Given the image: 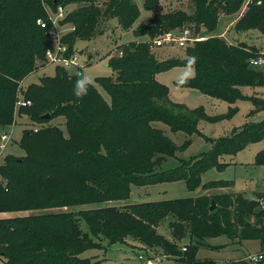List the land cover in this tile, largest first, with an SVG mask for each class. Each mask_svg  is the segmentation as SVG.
<instances>
[{"label": "trees", "instance_id": "obj_1", "mask_svg": "<svg viewBox=\"0 0 264 264\" xmlns=\"http://www.w3.org/2000/svg\"><path fill=\"white\" fill-rule=\"evenodd\" d=\"M53 10L67 9L61 24L71 25L63 37L69 52L77 40L88 41L98 34L100 22L116 19L129 30L139 16L133 0H46ZM190 11L153 14L150 27L140 24L135 37H155L186 23L212 33L219 16L238 15L236 33L251 30L264 34V0H189ZM158 0H144L145 11H154ZM244 8V10H243ZM243 10V12H242ZM241 13V15H240ZM46 20L40 0H0V130L11 125L17 101L18 83L43 63L51 47L45 31L36 21ZM202 41L185 48V57L158 60L149 43L128 42L119 46L122 55L111 56L107 66L115 77L96 78L83 98L73 94L77 73L55 68L53 77H41L27 84L24 100L30 105L18 109L17 117L37 125V132L24 130L19 141L22 157L7 155L0 166V214L39 212L0 219V264H94L97 257L81 258L98 249V241L109 245L130 238L145 248L159 249L178 264H212L196 258L205 240L226 236L233 241H258L264 248V193L252 198L241 193L209 197L163 200L80 210L77 214L45 210L127 200L132 186L145 187L183 181L187 190L228 188L232 182L211 181L201 186V176L210 169L222 171L224 156H234L248 145L264 140V119L246 123L231 134L212 141L204 155L167 171L161 166L184 151L190 137L198 134L200 121L216 123L237 113L235 103L253 105L249 115L264 110V99L240 94L242 87H264V68L252 60L264 53L242 42L229 44L220 36H201ZM189 56L197 57L196 76L182 87L226 102V114L209 116L202 107L189 109L170 101L168 88L155 79L163 71L185 67ZM40 67H44L42 64ZM24 80V81H23ZM100 87L108 100L98 92ZM49 115L43 119L42 116ZM62 118L65 130L49 123ZM154 123L187 139L175 145ZM254 166L264 167V149L254 157ZM216 209L209 212L211 202ZM172 240L158 234L166 219ZM87 226L84 232L80 221ZM188 238L189 243L179 247ZM185 249L183 251L182 249ZM236 264V263H230Z\"/></svg>", "mask_w": 264, "mask_h": 264}, {"label": "rangeland", "instance_id": "obj_2", "mask_svg": "<svg viewBox=\"0 0 264 264\" xmlns=\"http://www.w3.org/2000/svg\"><path fill=\"white\" fill-rule=\"evenodd\" d=\"M46 0H40L42 8L45 14L55 11L46 4ZM138 11L139 16L132 28L129 30H122L117 23L116 19H111L107 23L100 22L99 28L102 30V34H98L88 41L77 40L74 45V52L79 56L80 73L91 79V84H94L96 78L100 77H115V73L107 66L108 59L111 56L120 57L122 55L119 46L128 42H146L149 43V50L154 56L162 61L167 59H178L185 57V48H179L177 45H163L160 48L151 49L150 46L154 40L160 38L164 33L150 37L145 36L135 37L133 31L140 24H147L150 27L156 23L150 22L149 19L153 14L168 15L175 11L183 10L190 11L189 0H158V6L154 11H145L143 8L144 0H133ZM58 7V6H57ZM79 5H70L66 11L71 12L77 9ZM235 15L225 16L221 15L218 18L215 30L212 33H207L202 30L200 34L192 35L194 29L191 28V24H184L182 28H174L168 31L179 32L184 29H188L192 36L198 38L203 36H220L223 37L229 44H237L242 42L248 46L255 47L264 53V34L258 31H248L236 33L233 30ZM60 24V31L62 34H67L71 30V25ZM154 27L152 26V29ZM166 31V32H168ZM38 64V63H37ZM55 66L46 65L44 67H38L35 72L30 74L24 81V87L19 86L22 81L18 83L16 94L25 93L27 84L38 82L41 77H53L55 75ZM185 70V67H175L163 72L158 73L155 79L158 83L168 88V97L170 101L178 104H183L189 109L196 107H202L205 113L209 116H217L226 114L228 107L230 106L226 102L217 100L212 97L205 96L200 92L185 88L178 87L176 81L179 76ZM71 74H75L77 71L67 70ZM98 92L108 100V96L100 88L96 87ZM240 94L245 97L255 96L264 99V87H242L240 88ZM237 107V113L230 119L222 120L216 123H208L200 121L197 125L198 134L190 137L189 146L182 152L176 154L175 158H168L161 166V171H167L177 167L180 161H189L198 156L206 154L212 146V141L221 137L231 134L233 131L238 130L246 123H257L264 119V110L249 115L253 110V105L247 100H238L235 103ZM18 109H15L11 125L0 130V136L4 133L11 132V141L7 144L1 158L0 166L4 164V157L7 155H13L15 157H22L24 155L23 150L19 147V141L24 130H30L37 125L30 123L25 118L17 117ZM52 126H57L61 130H65L64 122L62 118H56L50 123ZM155 127L165 131V135L171 139V141L180 146L187 137L183 133H172L168 127L162 123H154ZM264 149V140L248 145L243 150L239 151L234 156H224L220 159V162L227 163V167L218 171L216 169H210L201 176V186L211 181H227L232 182L233 186L228 188H216L209 190H202L198 188L195 191L187 190L183 181H177L172 183H160L156 185H150L145 187L132 186L130 196L126 200L111 201L101 204H87L75 207H64L58 209L45 210L51 213H68L77 214L80 210L97 209L106 206H124L127 204L143 203V202H156L163 200L182 199V198H194L197 196L207 195L209 197L218 196L228 193H241L246 198H252L255 192H264V167L254 166L255 154ZM39 212H21V213H7L0 214L1 218L15 217V216H27L31 214H37ZM171 218L162 220L158 227L157 232L163 235L166 239L172 240V236L169 231L168 223ZM80 228L82 231H87L86 224L81 220ZM231 241L226 236H219L216 238H210L205 240V246L198 250L196 258L200 261H210L212 264H246V261L236 262V259H245L248 255L264 252V248L261 247L258 241ZM98 249L87 250L80 255L81 258H93L97 257L98 260H103L106 264H145L144 261H139L137 256L142 254L145 259L151 258L153 261H157L156 264H178L173 260L163 255L159 249H149L140 245L133 239H126L124 243H116L109 245L105 239L98 241ZM189 243L188 238L182 239L178 244L179 247ZM245 257V258H244ZM259 264H264V260Z\"/></svg>", "mask_w": 264, "mask_h": 264}, {"label": "built area", "instance_id": "obj_3", "mask_svg": "<svg viewBox=\"0 0 264 264\" xmlns=\"http://www.w3.org/2000/svg\"><path fill=\"white\" fill-rule=\"evenodd\" d=\"M67 14L66 8L58 6L55 11L46 13V20L39 19L36 21V24L45 31L46 37L51 43V47L48 48L44 55L43 63H38L39 67L44 64L55 66L64 70H80L79 56L74 50L69 52L68 46L63 42V37L66 34H62L60 31V22L64 20ZM205 38L194 37L191 35L190 31L187 29L181 30L179 32L168 31L165 32L160 38L153 41L150 48H160L163 45H177V47H187L194 42L202 41ZM251 64L255 67L264 68V57H260L256 60H252ZM30 102L25 101L23 94L20 92L17 94V101L15 103V109L29 106ZM38 128L34 127L33 132H37ZM11 141V132L4 133L0 136V158L7 146ZM185 251V249H182ZM139 261H144L145 264H156L157 261L151 260V258L145 259L142 254L137 256ZM264 260V252L257 254L249 255L246 258V264H259ZM94 264H106V262L101 261Z\"/></svg>", "mask_w": 264, "mask_h": 264}, {"label": "clouds", "instance_id": "obj_4", "mask_svg": "<svg viewBox=\"0 0 264 264\" xmlns=\"http://www.w3.org/2000/svg\"><path fill=\"white\" fill-rule=\"evenodd\" d=\"M197 57L189 56L187 58V62L185 64V70L179 76L176 84L178 87H182L187 85L189 80L194 79L196 76L195 64ZM77 80L74 88V96L78 99L83 98L88 93V87L91 84V79L89 77L84 76L82 73H77Z\"/></svg>", "mask_w": 264, "mask_h": 264}, {"label": "water", "instance_id": "obj_5", "mask_svg": "<svg viewBox=\"0 0 264 264\" xmlns=\"http://www.w3.org/2000/svg\"><path fill=\"white\" fill-rule=\"evenodd\" d=\"M42 118L43 119H47V118H49V115L48 114H45L44 116H42ZM215 209H216V205L212 201L211 204H210V206H209V208H208V210H209V212H213Z\"/></svg>", "mask_w": 264, "mask_h": 264}, {"label": "crops", "instance_id": "obj_6", "mask_svg": "<svg viewBox=\"0 0 264 264\" xmlns=\"http://www.w3.org/2000/svg\"><path fill=\"white\" fill-rule=\"evenodd\" d=\"M243 10H244V8H243ZM243 10H242V12H243ZM240 15H241V13H240ZM238 17H239V14H238V15H235V18H234V20H233L234 23H235V21L237 20ZM156 128H158V127H156ZM158 129H160V128H158ZM160 130H161V129H160ZM162 131H163L164 134H165V131H164V130H162ZM263 193H264V192H263ZM253 194H254V193H253ZM241 242H242V241H241ZM241 242H240V243H241ZM248 256H249V255H248ZM248 256H247V257H248ZM247 257H246V258H247ZM244 258H245V257H244ZM246 258L243 259V260H241V259H236L235 261H236V262H240V261L244 262V261H246Z\"/></svg>", "mask_w": 264, "mask_h": 264}]
</instances>
